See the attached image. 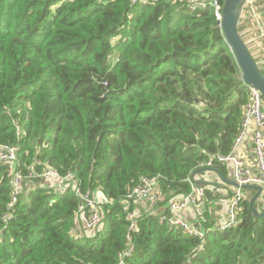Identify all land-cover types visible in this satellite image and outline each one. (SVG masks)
Segmentation results:
<instances>
[{
	"label": "trees",
	"instance_id": "16d2710c",
	"mask_svg": "<svg viewBox=\"0 0 264 264\" xmlns=\"http://www.w3.org/2000/svg\"><path fill=\"white\" fill-rule=\"evenodd\" d=\"M195 1L205 7L0 0V142L17 147L23 173L42 160L107 198L102 228L74 238L73 193L33 185L9 207L2 166L0 264H119L120 200L141 177H154L167 201L208 162L226 174L217 156L231 151L248 91L209 0ZM243 193L237 223L221 229L210 218L202 238L140 215L124 264H264V216L249 209L254 191Z\"/></svg>",
	"mask_w": 264,
	"mask_h": 264
},
{
	"label": "built area",
	"instance_id": "2783aa9c",
	"mask_svg": "<svg viewBox=\"0 0 264 264\" xmlns=\"http://www.w3.org/2000/svg\"><path fill=\"white\" fill-rule=\"evenodd\" d=\"M139 1L140 3H146L148 0ZM185 3L191 11L205 7L204 2L195 0H186ZM208 3L214 10L216 19L220 21L222 2L209 0ZM244 8H248L258 18L259 12H255V9H257L256 0H246L242 10ZM259 36H264V30L260 31ZM256 63L264 73V57ZM246 87L248 98L243 107L240 129L233 140L231 151L226 155L217 156V160L230 167L231 179L236 183L239 185H261L264 193V99L258 89L251 85H246ZM248 138H250L251 149L250 156L247 159L239 153V147ZM37 163L41 166L40 170H37L35 164L31 163L27 166V171L23 173L18 168L17 147L0 142V168L6 166V176L11 192L8 206L11 207L18 196L28 191L33 185L51 190L58 195L70 191L79 201V205L73 214V226L71 228L73 237L89 238L93 236L103 226V207L107 199L103 200L97 197L96 191H83L81 180L74 173L61 174L57 169L42 160H37ZM206 166H210V162ZM242 197L243 189L231 186L229 204L226 210L227 216L223 222L218 224L219 228L223 229L237 223L236 209ZM145 198H151L156 202L165 199L163 192L156 185L154 177H141L139 183L130 188L120 200L124 219L127 221L125 238L128 246L121 253L119 264H124L123 258L131 255V234L132 231L136 230L137 220L140 216L132 205L134 202ZM205 204L204 187L195 184L191 180V188L187 193L167 200L165 212L160 214L159 222L165 223L168 228L181 229L189 235L202 238L204 230L201 225L205 222L203 215ZM192 207L199 209L200 226L187 221L182 215L184 209ZM10 217V212L4 215L5 220Z\"/></svg>",
	"mask_w": 264,
	"mask_h": 264
},
{
	"label": "crops",
	"instance_id": "0c3cea01",
	"mask_svg": "<svg viewBox=\"0 0 264 264\" xmlns=\"http://www.w3.org/2000/svg\"><path fill=\"white\" fill-rule=\"evenodd\" d=\"M257 9L255 12L258 13V18L248 9L244 8L241 11L238 29L241 37L246 42L249 51L254 57L255 61H259L264 57V36H259L260 31L264 30V0H259L256 3ZM253 37H256L254 40ZM250 138L243 141L239 147V153L245 158L250 156ZM227 179H231V169L227 165V172L223 175ZM195 179H203L209 181L211 184L205 185L203 187L208 188L211 191V197H206V204L204 206L203 215L207 224V220L210 218L219 224L223 222L227 216V207L229 204V195L231 191V185L223 182L217 175V173L208 171L204 173H197L194 176ZM213 183V184H212ZM249 190V189H248ZM247 194V193H243ZM254 194V193H253ZM252 194V195H253ZM251 195V196H252ZM262 207H264V193L263 191L257 198ZM167 201L156 202L151 198H145L141 201L134 202L132 207L135 208L139 215L142 214H162L165 212ZM182 215L185 219L191 223L201 225L199 222V209L192 207L187 208L182 211ZM208 217V218H207ZM205 223V222H204ZM211 224V222H209ZM204 230V224L201 225Z\"/></svg>",
	"mask_w": 264,
	"mask_h": 264
},
{
	"label": "water",
	"instance_id": "95a60500",
	"mask_svg": "<svg viewBox=\"0 0 264 264\" xmlns=\"http://www.w3.org/2000/svg\"><path fill=\"white\" fill-rule=\"evenodd\" d=\"M245 1L246 0H222L219 27L222 36L225 42L227 43L228 48L230 49L231 53L233 54L236 60L241 75V82L245 85H251L258 89L264 99V73L258 67L254 57L249 51V48L244 39L241 37L238 29L239 18ZM193 102H198L196 97H194ZM208 171L217 173L216 169L212 167L206 166L197 168L191 173V180L195 184L200 186L211 184L209 181L194 178L197 173ZM217 175L223 182L228 185H231L233 187H239L243 190H253L254 194L249 198V209L251 210L252 214L256 217L264 216V210L259 212L258 209L255 207V202L257 201V198L262 192L261 185H239L233 179H227L219 172L217 173ZM96 195L97 197H100L103 200L107 199L105 194L101 190H97Z\"/></svg>",
	"mask_w": 264,
	"mask_h": 264
},
{
	"label": "rangeland",
	"instance_id": "374dc122",
	"mask_svg": "<svg viewBox=\"0 0 264 264\" xmlns=\"http://www.w3.org/2000/svg\"><path fill=\"white\" fill-rule=\"evenodd\" d=\"M258 1H259V0H256V3H258ZM79 231H80V229H79Z\"/></svg>",
	"mask_w": 264,
	"mask_h": 264
}]
</instances>
